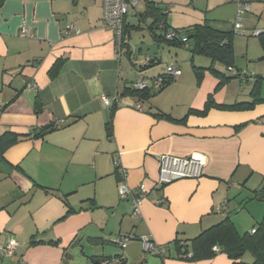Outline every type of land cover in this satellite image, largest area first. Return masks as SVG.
I'll use <instances>...</instances> for the list:
<instances>
[{"label": "crops", "instance_id": "1", "mask_svg": "<svg viewBox=\"0 0 264 264\" xmlns=\"http://www.w3.org/2000/svg\"><path fill=\"white\" fill-rule=\"evenodd\" d=\"M135 16L151 24L149 17ZM102 18V0H0V140L56 125L43 138L23 137L0 158V248L16 243L19 264L23 255L17 251L35 237L44 244L30 249L41 262L54 264L50 258L64 255L65 247L77 241L83 247L81 264H102L118 255L125 264H144L138 239L120 251L112 243L132 234L168 247V258L159 264H229L224 255L196 263L174 260L171 245L176 237L191 239L226 217L235 228L249 229L240 233L250 232L264 216V200L251 198L264 180V124L257 123L264 104L252 110L204 109L210 94L217 104L236 100L221 96L223 87L216 89L211 73L194 79L171 62L166 67L179 68L181 76L136 110V99L122 92L145 78L132 71L129 44L118 54ZM125 24L129 35L135 26L128 16ZM67 25L78 34H67ZM22 26L24 38L18 36ZM144 41L154 42L151 36ZM195 60L194 65L209 66ZM57 61L62 66L51 78ZM153 70L148 80L165 73ZM102 96L119 99L113 111ZM161 155L200 157L201 176L158 185ZM122 171L121 181L132 192L141 185L147 190L139 217L131 214V197H119ZM84 240L92 248H85Z\"/></svg>", "mask_w": 264, "mask_h": 264}, {"label": "trees", "instance_id": "2", "mask_svg": "<svg viewBox=\"0 0 264 264\" xmlns=\"http://www.w3.org/2000/svg\"><path fill=\"white\" fill-rule=\"evenodd\" d=\"M147 8L148 9L144 16L149 17L152 20L148 31L157 44L160 46H186L187 44H190V52L192 54L191 63L193 57H201L209 62V66L206 68L199 67L193 63L191 64L197 78H202L205 71L211 73L218 80L216 86L217 90L232 79L252 83L249 92V101H236L232 104H217L214 101L212 94H210L207 98L204 109L213 107L220 110L230 111L252 110L256 105L264 104V77L255 74H252L253 76L251 77L249 75L250 73L238 69L234 64L233 38L236 33L233 28L222 30L213 27L210 25L208 20H205L202 23H197L185 28L170 29L166 19L168 15V7H162L160 5L147 2ZM137 28L139 29L140 27ZM125 30L127 32V27ZM169 32L172 34V38L166 39L165 36ZM257 37L262 50L259 60H264V33L259 34ZM156 61H153L151 64H146L144 69L156 66ZM215 64L225 66L226 70L231 72V76H226L225 74L217 71V69L214 68ZM61 66L62 61H57L51 68L49 76L51 78L55 77ZM228 68H231L232 70L230 71ZM144 69H138V71L142 72ZM158 77H161L162 83L157 89L148 87L144 90H136L133 89L131 85L129 87H125L124 92L122 93L130 94L136 99V103L139 104H141L140 102L148 101L175 80L166 76L165 73ZM115 105L111 107L112 111ZM34 109L36 113L40 112L41 108L37 101L34 104ZM257 123L264 124V117H261ZM55 129L56 125L52 124L46 127L33 129L31 134L24 136L8 133L0 140V158L2 159V155L8 147L16 144L23 137L32 136L35 138H43L46 134ZM106 131L108 135H111V114L106 122ZM114 172V174H118L117 168ZM119 175L121 177L120 182H122L121 180L123 177L121 172ZM255 194L258 198L264 200V185L259 191L255 192ZM134 237L135 239L139 238L135 235ZM34 238L35 237H32L31 245L44 244L43 241L36 242ZM114 240H112V243ZM99 241L100 240L98 239H93V242ZM46 243L52 245L56 244L51 241ZM171 246L174 248L175 253L174 256L169 258L179 261L196 263L199 261H209L217 255H224L229 260V264H264V216L250 232L239 233L233 222L226 217L210 228L203 230L200 234L191 239H181L176 237ZM163 247H165L166 251H168V247ZM214 247L217 248V251L213 250ZM246 254H249L251 257L250 262L244 260V256ZM156 256L162 259L168 258L165 257V253L163 255L157 254ZM122 262L125 264V258Z\"/></svg>", "mask_w": 264, "mask_h": 264}, {"label": "rangeland", "instance_id": "3", "mask_svg": "<svg viewBox=\"0 0 264 264\" xmlns=\"http://www.w3.org/2000/svg\"><path fill=\"white\" fill-rule=\"evenodd\" d=\"M157 4H160L162 7H168V15H167V24L169 25L170 29L172 28H179L183 26H189L196 23H202L204 20H208L210 25L215 28H219L222 30H226L231 28L232 23L236 20L238 3L242 1V3L249 4V10L245 13L240 15L239 23L241 24V31H238L233 38V55H234V64L235 66L244 71V72H256L257 74L264 77V60H259L261 56L262 50L260 46V42L257 36H252L251 32L247 30L250 28H256L253 31L264 30V0H150ZM147 0H141L137 4L135 9L130 8L128 11V22L131 26L138 25L140 29H135L133 27L129 28V35H128V44L131 47L132 51L138 45L140 41L147 40L149 38L150 32L147 29L149 25L148 20L146 21H139L135 14H141L144 16L146 7H147ZM231 24V25H230ZM246 35H244L245 33ZM177 52V53H175ZM191 52H190V44L186 46H166L161 45V51L159 57L156 61V66L152 68L144 69L145 61L141 57H138L135 61L132 58V64L135 68H132V71H137L138 69H144L140 74H142L143 78H149V71L154 69L153 71L162 72L165 70L167 63L176 62L181 65L184 73L189 77L196 79V74L191 66ZM195 61H203L201 59L204 58H197L195 57ZM207 61L206 59H204ZM135 69V70H134ZM217 71L225 74L226 76H231V72L226 70V67L221 64H216ZM144 74V75H143ZM132 77L134 75H131ZM136 77V76H135ZM138 78V77H136ZM151 85V84H150ZM152 86V85H151ZM252 83L250 82H241L238 79H232L228 81L223 88L221 89V96H224L228 102H232L236 100L237 102H247L250 100L249 92L251 89ZM235 101V102H236ZM231 104V103H229ZM262 105L258 104L255 107ZM256 181V179H254ZM258 183V182H257ZM256 183V184H257ZM250 184V183H249ZM264 185V180L260 186ZM257 188V187H256ZM250 190V189H249ZM251 198L256 199L257 196L252 193ZM246 199L243 202H247ZM264 205V204H263ZM239 214V213H238ZM236 227V226H235ZM237 231L243 232L249 229H243L242 227L236 228ZM5 235V234H4ZM138 242V241H137ZM84 247L87 249L92 248V246H86V241H83ZM40 245V244H39ZM138 256H140L141 263L144 261V264H159L161 259L154 254L151 253H144L141 249V245L138 242ZM32 245L28 244L27 247L23 248L16 254L18 256L23 255V262L20 261L19 264H48V262H41L39 260L38 254H36L35 250H31L30 248ZM6 247V245H3ZM100 246L99 249H101ZM117 247V246H116ZM67 248L64 255H60L58 253L57 259L50 258L51 261H54V264H81L80 259H82V246L78 245L77 241ZM118 248V247H117ZM18 247L15 248V251ZM27 249L31 251L26 257ZM119 250V248H118ZM60 251V250H59ZM120 251V250H119ZM172 254L175 253L174 248L171 249ZM67 255L69 258H67ZM14 254L10 258H1L0 264H17L14 260ZM38 257V258H37ZM49 259V260H50ZM55 259V260H54ZM244 260L250 262L251 257L249 254L244 256Z\"/></svg>", "mask_w": 264, "mask_h": 264}, {"label": "built area", "instance_id": "4", "mask_svg": "<svg viewBox=\"0 0 264 264\" xmlns=\"http://www.w3.org/2000/svg\"><path fill=\"white\" fill-rule=\"evenodd\" d=\"M141 0H102V9H103V18H102V27L106 30L113 32L115 38V48L119 55L122 54L124 48L128 45V34L125 30L126 28V18L130 8L135 9L137 4ZM249 10L248 3H239L238 10L236 15V20L232 23V28L237 33L241 31V24L239 23L240 15ZM75 32L78 34V30L74 29L72 25L66 26V33ZM171 32V31H170ZM166 34V39H171V33ZM245 33V32H244ZM264 33V30L252 31V36H258L259 34ZM245 33L244 35H246ZM18 36L24 38L27 36V30L25 26H22L19 30ZM228 70H232L228 68ZM181 70L177 67L168 66L165 69V75L176 79L181 76ZM253 76L251 73L249 74ZM162 83L161 77H155L153 79H140L137 82L132 84L133 89L144 90L148 87L157 89ZM152 86H151V85ZM103 104L106 107H112L118 102V98H108L101 97ZM134 108L136 110H141L139 103H135ZM159 165V176H158V185H166L172 183L173 181L189 178L197 179L201 176L202 169L204 167V161L198 156H191L188 158H177L169 155H161L158 157ZM122 177L124 178V171L121 172ZM118 194L121 200H126L128 197H131L132 203V216L139 217V204L147 196L146 188L141 185L136 192H132L124 182L118 184ZM135 237L132 234H123L118 236L113 243H115L120 250H124L128 242L134 241ZM138 241L141 244V249L144 253H151L154 255L160 254L163 255L166 252V248L163 246H157L153 243L148 237L142 236L138 238ZM17 247L16 243H11L6 245V247L0 248V257L10 258L13 256L15 248ZM214 251H217V248H213ZM123 255H118L106 260H103L102 264H123Z\"/></svg>", "mask_w": 264, "mask_h": 264}, {"label": "water", "instance_id": "5", "mask_svg": "<svg viewBox=\"0 0 264 264\" xmlns=\"http://www.w3.org/2000/svg\"><path fill=\"white\" fill-rule=\"evenodd\" d=\"M160 51V45L157 44L156 41H154L153 43H146L142 40L134 48L133 60L135 61L138 57H141L142 59H144V61L146 60L145 65L151 64L153 61H156L158 59ZM113 244L117 246L115 243Z\"/></svg>", "mask_w": 264, "mask_h": 264}]
</instances>
